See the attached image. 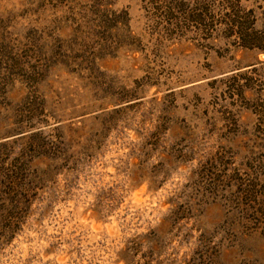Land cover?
Instances as JSON below:
<instances>
[{"label": "rangeland", "instance_id": "obj_1", "mask_svg": "<svg viewBox=\"0 0 264 264\" xmlns=\"http://www.w3.org/2000/svg\"><path fill=\"white\" fill-rule=\"evenodd\" d=\"M222 1L0 0V153L39 178L0 264H264V53L166 14Z\"/></svg>", "mask_w": 264, "mask_h": 264}, {"label": "trees", "instance_id": "obj_2", "mask_svg": "<svg viewBox=\"0 0 264 264\" xmlns=\"http://www.w3.org/2000/svg\"><path fill=\"white\" fill-rule=\"evenodd\" d=\"M185 8L186 4L172 2L166 14L170 17L174 15L173 13L183 15V19L191 21V23L198 25L205 31H212L214 25L218 23L226 29L227 38H234V45L264 53V27L257 28L258 16L255 10L243 7L239 0L226 1L225 3L222 1L220 5L218 4L213 8L214 10L210 6H204L200 3L196 4L192 12H187ZM174 21L179 23V18H174ZM241 75L231 77V80H235ZM242 81L244 82L235 85L241 97L246 91L252 89L250 80L243 78ZM235 86L234 84H229L227 90L234 92L236 91ZM248 109L258 117L256 125L260 131L264 132V94L260 95L258 104H251ZM32 147H34V144H28L23 154L12 162H8V164L6 163V157L3 158L4 154L0 153V205L5 207L4 202L7 201L9 203V210L7 208L2 210V213L6 215L3 217V221H0V244L3 238L7 240L14 234L11 220L16 218V210H18L19 206H28L32 200L33 193L37 189L36 185L39 178L30 169V157L26 154V152H29L28 149ZM246 187L250 188L251 185H246ZM244 192L249 196L252 194L256 195V197L264 196V192H253L252 188Z\"/></svg>", "mask_w": 264, "mask_h": 264}]
</instances>
